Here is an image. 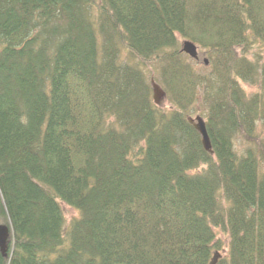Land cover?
<instances>
[{
    "label": "trees",
    "instance_id": "1",
    "mask_svg": "<svg viewBox=\"0 0 264 264\" xmlns=\"http://www.w3.org/2000/svg\"><path fill=\"white\" fill-rule=\"evenodd\" d=\"M256 41L264 0H0V264H264V175L233 146L264 123Z\"/></svg>",
    "mask_w": 264,
    "mask_h": 264
},
{
    "label": "rangeland",
    "instance_id": "2",
    "mask_svg": "<svg viewBox=\"0 0 264 264\" xmlns=\"http://www.w3.org/2000/svg\"><path fill=\"white\" fill-rule=\"evenodd\" d=\"M185 38L179 37L178 38V47L180 48L182 46V42ZM196 50L197 55L196 58H193V67L199 71H205L208 67V63L205 64V57L201 54V51H199L197 44H196ZM200 52V53H199ZM257 54L261 55V59L258 61V65L264 63V42L262 41H256L252 48L250 49V52H248L247 57L255 62V59L257 58ZM192 58V57H191ZM120 59L122 61L129 60V57L127 56L126 52L123 50L122 54L120 56ZM158 77V67L153 68L152 72L149 73V79H156ZM259 80V79H258ZM156 81V80H155ZM159 83V82H158ZM160 84V83H159ZM241 85L247 94L248 97H253L255 94H262L264 97V90L262 84L257 81L256 83H247L244 81H241ZM161 88L162 85H160ZM164 89V88H163ZM152 96V95H151ZM159 106L168 109L169 105L167 104L166 97L164 96ZM204 112L205 107L201 105L200 96L197 94V99L194 102V104L188 109V115L190 117H195L196 115H200L204 118ZM205 119V118H204ZM233 146L236 152L239 155L244 154L249 148L252 149L257 158H258V170L261 175H264V123L262 119H257L252 127V130L249 132L245 131H237L234 133L233 136ZM61 207L64 213L65 218V226L68 227L71 223V221L79 216V211L75 209L74 207L61 202ZM3 224V223H1ZM5 225V224H4ZM7 226V225H6ZM8 227V226H7ZM9 228V227H8ZM216 236L220 240L221 244L223 245L224 249L220 252L225 254L226 246L228 244V238L227 236L219 229H215ZM10 233V229H9ZM67 236L65 235V238Z\"/></svg>",
    "mask_w": 264,
    "mask_h": 264
},
{
    "label": "water",
    "instance_id": "3",
    "mask_svg": "<svg viewBox=\"0 0 264 264\" xmlns=\"http://www.w3.org/2000/svg\"><path fill=\"white\" fill-rule=\"evenodd\" d=\"M181 50L187 53L190 57L196 58L197 55L196 45L192 41L184 40L182 43ZM205 63H207V59H205ZM151 84H152L151 87H152L153 101L154 103L157 104L164 97L165 91L161 88V86H159L153 80L151 81ZM188 121L200 134L201 142L205 150L211 151V143L209 140V136L207 134L204 119L200 115H197L194 118L188 117ZM8 235H9V228L4 224H0V250L2 251L6 247V241Z\"/></svg>",
    "mask_w": 264,
    "mask_h": 264
},
{
    "label": "bare ground",
    "instance_id": "4",
    "mask_svg": "<svg viewBox=\"0 0 264 264\" xmlns=\"http://www.w3.org/2000/svg\"><path fill=\"white\" fill-rule=\"evenodd\" d=\"M153 79H151L150 80V86H152V84H151V81H152ZM155 83H157L159 86L161 85V84H159L157 81H155V79L153 80ZM163 89V88H162ZM164 90V89H163ZM165 91V90H164ZM164 96H166V92H165V95ZM152 97V96H151ZM152 101H153V97H152ZM161 101V100H160ZM153 103H154V101H153ZM154 104H156V103H154ZM160 104V102L159 103H157V105H159ZM208 134V133H207ZM210 140V139H209ZM200 141H201V138H200ZM201 144H202V142H201ZM203 146V145H202ZM204 148V147H203ZM205 149V148H204ZM206 151H208V150H206ZM209 152V151H208ZM7 243V242H6Z\"/></svg>",
    "mask_w": 264,
    "mask_h": 264
}]
</instances>
